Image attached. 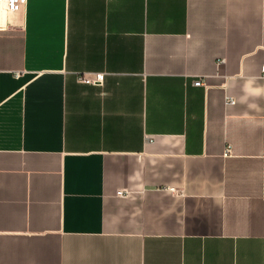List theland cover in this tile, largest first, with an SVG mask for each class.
Instances as JSON below:
<instances>
[{"label":"crops","instance_id":"crops-1","mask_svg":"<svg viewBox=\"0 0 264 264\" xmlns=\"http://www.w3.org/2000/svg\"><path fill=\"white\" fill-rule=\"evenodd\" d=\"M263 66L264 0L0 1V264H264Z\"/></svg>","mask_w":264,"mask_h":264},{"label":"built area","instance_id":"built-area-1","mask_svg":"<svg viewBox=\"0 0 264 264\" xmlns=\"http://www.w3.org/2000/svg\"><path fill=\"white\" fill-rule=\"evenodd\" d=\"M0 1H2V0H0ZM5 1H6V4H7L8 8L10 10L16 11V10H19L22 2L25 1V0H5ZM262 72L264 74V66L262 68ZM19 75L20 74L18 73L17 76H19ZM82 81H84L85 83H88V84H91V83H93V84L94 83L99 84V83H101V81H103V75H98L97 76V79L95 81L94 80H91L89 78H86V77H84L82 79ZM194 84H195V86L200 87V86L203 85V82H202V80L199 79V80L195 81ZM234 103H235V100H233L232 98H228L227 99V104H234ZM230 153H231V147L230 146H227V148H226V155H228ZM118 195L119 196H124L125 194H123V192H119Z\"/></svg>","mask_w":264,"mask_h":264}]
</instances>
